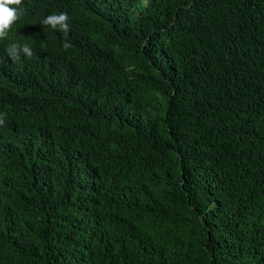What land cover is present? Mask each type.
<instances>
[{"label":"trees","instance_id":"16d2710c","mask_svg":"<svg viewBox=\"0 0 264 264\" xmlns=\"http://www.w3.org/2000/svg\"><path fill=\"white\" fill-rule=\"evenodd\" d=\"M22 7L0 264H264V0ZM61 12L66 34L42 24Z\"/></svg>","mask_w":264,"mask_h":264},{"label":"clouds","instance_id":"9594fccd","mask_svg":"<svg viewBox=\"0 0 264 264\" xmlns=\"http://www.w3.org/2000/svg\"><path fill=\"white\" fill-rule=\"evenodd\" d=\"M23 12L22 0H0V39L8 36L11 26L20 18ZM69 16L66 12L58 15H49L42 20V24L49 25L52 29L67 33L69 31ZM65 47L69 45L65 43ZM6 54L13 59L19 60L21 57H31L32 49L28 44L12 42L6 48ZM5 113H0V125L4 124Z\"/></svg>","mask_w":264,"mask_h":264}]
</instances>
